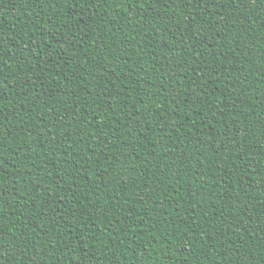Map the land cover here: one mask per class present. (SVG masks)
Listing matches in <instances>:
<instances>
[{"label": "trees", "instance_id": "16d2710c", "mask_svg": "<svg viewBox=\"0 0 264 264\" xmlns=\"http://www.w3.org/2000/svg\"><path fill=\"white\" fill-rule=\"evenodd\" d=\"M3 264H264V4L0 0Z\"/></svg>", "mask_w": 264, "mask_h": 264}, {"label": "snow or ice", "instance_id": "6c2138e0", "mask_svg": "<svg viewBox=\"0 0 264 264\" xmlns=\"http://www.w3.org/2000/svg\"><path fill=\"white\" fill-rule=\"evenodd\" d=\"M260 2H261L262 4H264V0H260ZM252 3L255 4V3H256V0H252ZM0 264H3L2 260H0Z\"/></svg>", "mask_w": 264, "mask_h": 264}]
</instances>
